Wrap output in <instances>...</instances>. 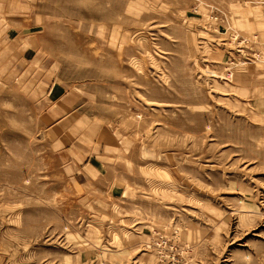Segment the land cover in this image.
I'll return each instance as SVG.
<instances>
[{
	"label": "rangeland",
	"instance_id": "374dc122",
	"mask_svg": "<svg viewBox=\"0 0 264 264\" xmlns=\"http://www.w3.org/2000/svg\"><path fill=\"white\" fill-rule=\"evenodd\" d=\"M0 264H264V0H0Z\"/></svg>",
	"mask_w": 264,
	"mask_h": 264
}]
</instances>
